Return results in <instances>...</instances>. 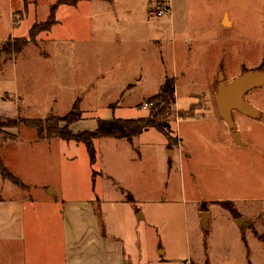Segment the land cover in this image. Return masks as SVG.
Instances as JSON below:
<instances>
[{"label":"rangeland","instance_id":"rangeland-1","mask_svg":"<svg viewBox=\"0 0 264 264\" xmlns=\"http://www.w3.org/2000/svg\"><path fill=\"white\" fill-rule=\"evenodd\" d=\"M59 1L0 0V122L17 115L21 120L75 115L73 133L94 131L99 120L147 117L153 107H145L148 99L172 81L171 143L180 141L191 158H184V172L171 178L161 150L169 141L150 129L133 142L95 139L96 162L91 164L84 143L56 139L35 145L37 132L21 122L0 126L4 166L19 161L24 179L53 182L68 195L91 190L95 177L105 185L104 197L119 186V198L109 200L123 205L98 209L108 230L123 237L139 230L144 236V228L153 224L155 243L177 250L179 263L196 264L210 255L220 264L227 255L232 264H250L246 242L256 257L263 233V114L241 126L250 137L231 157L212 141L216 114L210 99L221 76L228 83L247 71H264V0H83L77 7L59 5L55 26L35 43L12 56L2 53L9 41L29 39L32 27L47 21ZM169 4L170 16L155 17L158 6ZM206 90L213 92L203 94ZM252 97H264V87L245 99ZM260 106L253 107L258 111ZM199 199L230 203L247 218L253 225L243 241H232L231 224L223 214L204 232L196 214L200 205L192 202ZM137 210L145 220L133 219Z\"/></svg>","mask_w":264,"mask_h":264},{"label":"crops","instance_id":"crops-1","mask_svg":"<svg viewBox=\"0 0 264 264\" xmlns=\"http://www.w3.org/2000/svg\"><path fill=\"white\" fill-rule=\"evenodd\" d=\"M169 8L170 16L172 13L170 4ZM209 75L205 76L204 83ZM174 85L176 97V84L174 83ZM216 91L214 95L212 94L214 98L210 99L211 110H214L216 114L214 116L216 136H213L212 141H215L219 147L227 149L229 154L232 153L231 157H234V154L246 147V141L250 137L248 132L241 129V126L245 127L252 121H257L260 111L264 119V97L246 99L250 105L255 107L258 102L260 103L258 116L248 117L238 112V117L236 116L238 122L235 120L236 129L231 131L228 125H224L218 113L215 102ZM212 92L206 90L203 94L209 93L210 95ZM17 116L11 120H18ZM171 136L175 138L173 134ZM41 143L48 142L36 141L34 144ZM18 150H20L19 142ZM161 150H163V158L168 165L169 176L174 178L177 171L182 174L184 158H191L189 153L185 154L182 150V143L180 141L178 144L169 143ZM6 162L5 167L9 170L12 169V173L13 170L16 171L20 181L16 185L11 180L4 179L0 173V259L3 257L5 264H183L182 261L179 263V258L174 255L175 252H178L177 250L167 251L162 246H157L155 243L156 229L153 224L144 228V236L140 234L139 230L124 237L112 234L108 230V224L98 209L107 204L123 205L117 200H109L119 198L121 195L119 186H116L112 196L104 197L105 185L102 180L95 177L94 187L91 190L68 195L53 182L37 184L24 179L19 171V161L18 163ZM193 175L195 174L192 173ZM192 202L200 205L196 214L204 232L209 233L216 217L219 218L223 214L231 224L229 230L234 236L231 238L232 241L239 243L243 241V235L253 225L250 221L242 226L238 225L235 222L237 219L224 206L226 202H219L218 205L201 199ZM127 203L131 204L132 200H128ZM148 203L150 204V201ZM238 214L240 218L243 217L240 212ZM132 217L141 221L145 220L146 215L143 211L137 210L134 211ZM258 238L256 257L252 252L253 247L249 242H246L250 249V264H264V214L263 233L262 236L258 235ZM150 240L154 242V246H150ZM146 241L149 243L148 245H146ZM202 244L201 239V251H203ZM128 250H132L134 253L131 257L130 254L129 257L127 256ZM196 264H214V262L209 255L206 260L201 259ZM220 264H232V262L227 255H224Z\"/></svg>","mask_w":264,"mask_h":264},{"label":"trees","instance_id":"trees-1","mask_svg":"<svg viewBox=\"0 0 264 264\" xmlns=\"http://www.w3.org/2000/svg\"><path fill=\"white\" fill-rule=\"evenodd\" d=\"M83 0H61L51 10L49 19L43 23H36L29 35V39H15L9 41L3 48L2 53L12 56L25 49L29 42L35 43L37 37L44 32H50L55 26V13L59 5H67L77 7ZM90 1V0H87ZM261 70V69H260ZM148 103L152 104L149 114L145 118L140 119H118L112 118L110 120H99L97 129L94 131H86L75 134L71 131V126L78 121L77 116L69 115L63 118L50 116L46 119L33 120H9L7 122H0V126H17L19 123H24L27 127L34 129L37 132V141H52L62 139L65 141H75L84 143L88 147L90 162L95 164L96 152L94 149V140L101 138H114L117 140L132 141L134 138L142 135L150 129H156L164 134L170 144H172L173 137L171 136V127L169 119L173 116V106L175 105V88L172 81H168L162 88L161 92L148 99ZM181 117L185 113H180ZM193 116L190 113L189 117ZM65 123L62 127L61 124ZM0 173L4 179L11 180L19 184V180L15 178L4 166L0 157ZM224 206L231 211L235 219L240 218L238 212L232 207L230 203Z\"/></svg>","mask_w":264,"mask_h":264},{"label":"water","instance_id":"water-1","mask_svg":"<svg viewBox=\"0 0 264 264\" xmlns=\"http://www.w3.org/2000/svg\"><path fill=\"white\" fill-rule=\"evenodd\" d=\"M264 85V71L253 70L243 73L241 76L226 83L221 76L215 95V102L220 117L227 125L235 130L233 112H239L248 117L258 116V111L250 105L245 96L252 90ZM238 225L249 223V220L241 217Z\"/></svg>","mask_w":264,"mask_h":264},{"label":"built area","instance_id":"built-area-1","mask_svg":"<svg viewBox=\"0 0 264 264\" xmlns=\"http://www.w3.org/2000/svg\"><path fill=\"white\" fill-rule=\"evenodd\" d=\"M168 13H169V8L167 6H165V5H160V6L157 7L154 15L157 18H163L166 15H168ZM150 106H152L151 103H148V104L145 105L146 108H148Z\"/></svg>","mask_w":264,"mask_h":264}]
</instances>
